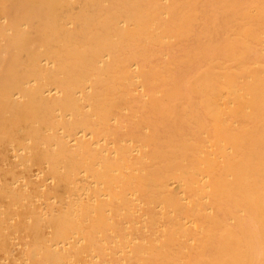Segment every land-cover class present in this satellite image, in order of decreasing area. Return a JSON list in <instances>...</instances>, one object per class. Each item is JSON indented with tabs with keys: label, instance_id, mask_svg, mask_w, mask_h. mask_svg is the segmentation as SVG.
<instances>
[{
	"label": "bare ground",
	"instance_id": "obj_1",
	"mask_svg": "<svg viewBox=\"0 0 264 264\" xmlns=\"http://www.w3.org/2000/svg\"><path fill=\"white\" fill-rule=\"evenodd\" d=\"M0 252L264 264V0H0Z\"/></svg>",
	"mask_w": 264,
	"mask_h": 264
},
{
	"label": "rangeland",
	"instance_id": "obj_2",
	"mask_svg": "<svg viewBox=\"0 0 264 264\" xmlns=\"http://www.w3.org/2000/svg\"><path fill=\"white\" fill-rule=\"evenodd\" d=\"M14 251L17 252L16 249H15ZM3 255H5V253H4V252H3V253L0 252V259H1L0 261H2V262H6V261H7V258H5L6 255H5V256H3Z\"/></svg>",
	"mask_w": 264,
	"mask_h": 264
}]
</instances>
